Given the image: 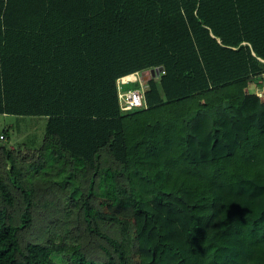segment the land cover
I'll use <instances>...</instances> for the list:
<instances>
[{
    "label": "trees",
    "instance_id": "1",
    "mask_svg": "<svg viewBox=\"0 0 264 264\" xmlns=\"http://www.w3.org/2000/svg\"><path fill=\"white\" fill-rule=\"evenodd\" d=\"M263 87L264 0H0V264H264Z\"/></svg>",
    "mask_w": 264,
    "mask_h": 264
},
{
    "label": "rangeland",
    "instance_id": "2",
    "mask_svg": "<svg viewBox=\"0 0 264 264\" xmlns=\"http://www.w3.org/2000/svg\"><path fill=\"white\" fill-rule=\"evenodd\" d=\"M141 72L139 75L136 76L137 80L139 83H141V77L142 74ZM148 74V73H147ZM149 77V74L146 75V78ZM145 78V79H146ZM131 81H135L134 77H130ZM253 91L256 89L253 88ZM46 119L44 117H19L16 115H11V114H0V130L3 127L6 126H12L10 129V140H9V146H17L21 145V147L24 145H28L29 142L33 141L35 143H39L42 140L43 134H44V126H45ZM37 143V144H38ZM36 144V145H37ZM25 146L22 147V150L20 151L21 154H27L25 151ZM30 152V151H29ZM28 158V155L27 157ZM66 177V176H65ZM61 200V199H60ZM60 200H48L51 203H53V207L47 209H43L42 203L45 200H38V208L36 211V226L28 227V228H22V234L24 233L27 235L29 238L31 237H36L38 235H42L44 233V225L47 223L46 222V215L48 217L51 216V218H57L58 224H64L65 225V208L66 206L60 201ZM40 202V203H39ZM50 213V214H49ZM52 223L51 225H53ZM61 231V228L58 230V232ZM75 234V233H74ZM28 240V239H26ZM56 261L59 264H67L68 258L65 257L64 259L56 258Z\"/></svg>",
    "mask_w": 264,
    "mask_h": 264
},
{
    "label": "built area",
    "instance_id": "3",
    "mask_svg": "<svg viewBox=\"0 0 264 264\" xmlns=\"http://www.w3.org/2000/svg\"><path fill=\"white\" fill-rule=\"evenodd\" d=\"M160 72H163L161 69ZM139 75V73H136ZM130 76L123 75L117 79V89H118V97L120 108L124 111H129L137 108H145V89L146 85L141 82L138 87H126L130 83ZM257 93L259 95L264 96V87L258 88ZM4 135L0 133V139H2Z\"/></svg>",
    "mask_w": 264,
    "mask_h": 264
},
{
    "label": "water",
    "instance_id": "4",
    "mask_svg": "<svg viewBox=\"0 0 264 264\" xmlns=\"http://www.w3.org/2000/svg\"><path fill=\"white\" fill-rule=\"evenodd\" d=\"M160 68H153V69H150L148 70L150 73H152L154 76L158 75L159 72H160Z\"/></svg>",
    "mask_w": 264,
    "mask_h": 264
},
{
    "label": "crops",
    "instance_id": "5",
    "mask_svg": "<svg viewBox=\"0 0 264 264\" xmlns=\"http://www.w3.org/2000/svg\"><path fill=\"white\" fill-rule=\"evenodd\" d=\"M150 73L148 70H145V71H142L141 72V74H142V77L140 78L141 79V81L143 82L144 80H145V78H146V75H148V74ZM140 74V75H141ZM126 87H127V85H126Z\"/></svg>",
    "mask_w": 264,
    "mask_h": 264
}]
</instances>
